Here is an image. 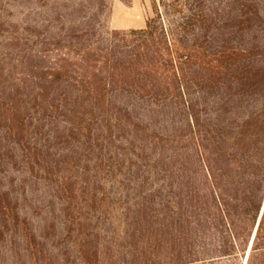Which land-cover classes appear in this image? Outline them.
Here are the masks:
<instances>
[{
  "label": "trees",
  "instance_id": "trees-1",
  "mask_svg": "<svg viewBox=\"0 0 264 264\" xmlns=\"http://www.w3.org/2000/svg\"><path fill=\"white\" fill-rule=\"evenodd\" d=\"M41 1L7 39L20 71L0 107L20 95L61 118L85 179L94 160L100 186L118 166L142 189L128 223L142 239L115 264H264V0H157L130 30L103 28L105 0ZM17 207L0 187L4 222Z\"/></svg>",
  "mask_w": 264,
  "mask_h": 264
},
{
  "label": "rangeland",
  "instance_id": "rangeland-1",
  "mask_svg": "<svg viewBox=\"0 0 264 264\" xmlns=\"http://www.w3.org/2000/svg\"><path fill=\"white\" fill-rule=\"evenodd\" d=\"M77 1L45 3L69 9L76 7ZM156 1L105 0L99 19L108 30L140 29ZM42 3L0 0V88L16 82L20 71L15 61L16 47L7 39L16 25L29 26L39 18ZM19 100L20 95L4 99L1 103L7 105L0 107V187L17 198L19 216L16 218L11 208L9 220L4 222L0 212V264H84L82 257L87 259L86 264H115L128 259L135 242L142 239L132 236L133 228L128 224L133 202L137 195H143L142 189L127 181L125 168L118 166L100 186L94 179V160H88L90 176L85 179L86 157L75 148V140L67 139L61 118L49 122L35 110L24 109V105L31 106L30 101L23 104ZM16 105L24 110L14 112ZM7 111L12 113L9 120L3 117ZM18 118L23 129L15 127ZM165 188L160 198V220L170 206L167 185ZM159 235L160 231L157 238ZM156 244L159 246L152 241L151 245ZM83 245L86 253L80 251ZM241 262L245 264V258Z\"/></svg>",
  "mask_w": 264,
  "mask_h": 264
},
{
  "label": "water",
  "instance_id": "water-1",
  "mask_svg": "<svg viewBox=\"0 0 264 264\" xmlns=\"http://www.w3.org/2000/svg\"><path fill=\"white\" fill-rule=\"evenodd\" d=\"M252 237H253V235H252ZM252 239V238H251Z\"/></svg>",
  "mask_w": 264,
  "mask_h": 264
}]
</instances>
